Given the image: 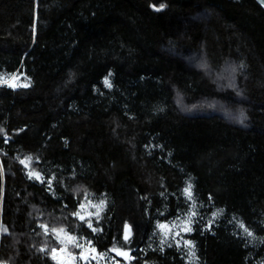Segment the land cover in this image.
<instances>
[{
  "label": "trees",
  "instance_id": "1",
  "mask_svg": "<svg viewBox=\"0 0 264 264\" xmlns=\"http://www.w3.org/2000/svg\"><path fill=\"white\" fill-rule=\"evenodd\" d=\"M0 78V264H58L51 249L64 245L41 225L89 237L123 264H182L145 245L157 207L169 196L175 210L188 175L201 200L261 237L250 248L223 225L195 234V264L264 259V9L255 0H0ZM151 141L170 164L148 151ZM43 168H53L54 188L29 176ZM103 197L92 228L74 215Z\"/></svg>",
  "mask_w": 264,
  "mask_h": 264
},
{
  "label": "rangeland",
  "instance_id": "2",
  "mask_svg": "<svg viewBox=\"0 0 264 264\" xmlns=\"http://www.w3.org/2000/svg\"><path fill=\"white\" fill-rule=\"evenodd\" d=\"M148 151L155 154L158 157V160L161 162H165L170 164V153L163 150L159 145H156L153 141H151L148 145ZM28 168V167H27ZM33 172L28 170V173ZM41 177V179H36L35 176L31 178L37 182L46 183L49 187L54 188V170L53 168H43L40 171H35ZM50 181V183H49ZM191 185V193L192 199L189 200L188 197L185 195V188L188 185ZM178 200L177 207L174 211H170L168 209L167 202L169 200V196L165 197L163 201L159 204L156 209L154 220L151 226V231L149 233L147 243L145 245L146 250L150 251H161L165 252L167 250L175 252L179 259L181 260L182 264H195L197 260V242L192 238L193 235H203L210 232H213L215 228L220 226H225L226 229L234 234L239 239H241L244 244L250 248L255 247L261 243V237L256 236H247L243 229L240 227V222L237 221L232 215L227 214L224 210H221L213 205L210 201H203L201 200L194 191V179L192 176L188 175L185 184L176 192L172 194ZM100 201H104L103 209L99 212V217L95 215H88L89 213H95L98 211L97 208L93 207V205H98ZM109 200L106 197L100 199H93L87 201L84 205V208H81L79 213L80 215L85 216V220H90L91 223L95 222L96 220L100 221V218L103 214L106 213L108 208ZM195 212L196 215L192 217L190 227V232L181 231L180 227H171L173 224L179 225L181 221H185L187 217L192 213ZM214 213H218V215H213ZM168 225L171 228L169 232L166 242L161 243L162 240L165 239L164 232L166 229H160L158 225ZM179 232V235L176 233ZM68 235L74 236L77 238L78 242L84 243L86 241H92L91 238L86 236L74 235L66 232ZM61 238L64 237V233H61ZM184 241H191L194 245V249H190L186 247ZM95 249L93 252L92 249ZM64 250V254L68 255L69 259L71 260V264H87L91 262L92 264H123L122 262L118 261L116 256L109 253L108 251L103 252L106 254L103 258L100 257L102 252H99L96 249L95 244L89 246L87 243H84L83 248L74 247L72 244H68L65 248L64 246L61 248ZM60 249V250H61ZM73 249L77 250L79 253L76 254ZM58 250V251H60ZM57 251V252H58ZM190 251L195 252V260L189 259ZM81 254L83 257L81 258ZM57 255V253H56ZM75 257V259L70 258ZM92 257H96L93 259ZM256 264H264V259L262 257H257L255 259Z\"/></svg>",
  "mask_w": 264,
  "mask_h": 264
},
{
  "label": "snow or ice",
  "instance_id": "3",
  "mask_svg": "<svg viewBox=\"0 0 264 264\" xmlns=\"http://www.w3.org/2000/svg\"><path fill=\"white\" fill-rule=\"evenodd\" d=\"M163 7V5H161V8ZM157 10H160V9H157ZM234 71V69H233ZM0 83H7V80L3 79V78H0ZM105 84L108 86V87H111V84L110 82L106 79L105 80ZM24 87H27L28 85L25 84L23 85ZM0 131H3V130H0ZM32 160L31 157H27L25 160H21L20 163L21 164H24L25 167H28V163H26V161L30 162ZM29 176L32 177V176H35L36 179H41L40 175L38 173H35V172H30L29 173ZM50 183V181H49ZM185 192V195L188 197L189 200L192 199V193H191V185L189 184L188 187L185 188L184 190ZM103 206H104V201H100V203L98 205H93V207L97 208L98 211L95 212V213H89L88 215H95L97 216V218L99 217V212L103 209ZM81 208H84V205H80ZM74 215H76L80 220H85V216L83 215H80L79 212L77 213H74ZM196 213L193 211L185 221H181V223L179 225L177 224H173L171 227H180L181 228V231H184V232H190L192 229L190 227V223H191V220H192V217L195 216ZM214 216L215 215H218V213H214L213 214ZM88 223V227L89 228H92V223L91 221H87ZM158 227L160 229H166V231L164 232V236H165V239L161 241V243H165L166 242V238L169 234V232L171 231V228L168 226V225H164V224H161V225H158ZM240 227L243 229L244 233L247 235V236H253V233L251 231L248 230L247 227H245L242 223L240 224ZM41 228L44 229L45 231V234H47L49 231H51L53 234H55V237L56 239L58 240V242L61 244V245H64V247L66 248L68 246V244H72L74 247H77V248H83L84 247V243H87L89 246H91V241H86L84 243H81V242H78L77 241V238L74 237V236H71V235H68L66 233V230L63 229V228H60V229H49L47 227V225H41ZM93 231H96V229H93ZM0 232H7V229L4 228L3 226H0ZM61 233H64V237L65 238H61ZM131 234V226L129 225H125V235H124V239L125 241H127L129 239V236ZM180 233L177 232L176 235H179ZM184 244L186 247H189L190 249H194V245L192 244L191 241H184ZM46 249L42 248L41 251H45ZM63 250V249H61ZM117 253V255H120V256H124L126 258H130L129 257V253L128 252H122L120 251L119 249H114ZM57 249L53 248L51 249V252L53 253V257L55 258V253H56ZM92 251L94 252L95 249L93 248ZM106 254L104 253H101L100 254V257L103 258V256H105ZM70 258L72 259H75V257H71ZM81 258H85L83 257V254H81ZM93 259H95L96 257H92ZM189 259L190 260H195V252L194 251H190L189 253Z\"/></svg>",
  "mask_w": 264,
  "mask_h": 264
},
{
  "label": "clouds",
  "instance_id": "4",
  "mask_svg": "<svg viewBox=\"0 0 264 264\" xmlns=\"http://www.w3.org/2000/svg\"><path fill=\"white\" fill-rule=\"evenodd\" d=\"M233 69H234V71H233ZM233 69H232V71L234 73L238 70L236 67H233ZM234 118H235L236 123L243 125L244 121L247 119V115H246L245 110L242 107H239L236 110V114H235Z\"/></svg>",
  "mask_w": 264,
  "mask_h": 264
},
{
  "label": "built area",
  "instance_id": "5",
  "mask_svg": "<svg viewBox=\"0 0 264 264\" xmlns=\"http://www.w3.org/2000/svg\"><path fill=\"white\" fill-rule=\"evenodd\" d=\"M91 245H93V241H91ZM55 260L58 264H71V260L69 259L68 255L64 254V250L57 252Z\"/></svg>",
  "mask_w": 264,
  "mask_h": 264
},
{
  "label": "water",
  "instance_id": "6",
  "mask_svg": "<svg viewBox=\"0 0 264 264\" xmlns=\"http://www.w3.org/2000/svg\"><path fill=\"white\" fill-rule=\"evenodd\" d=\"M255 1L264 9V0H255ZM125 225H129L130 226V224H125ZM125 225L123 227V239H124V235H125ZM132 234H133V230H132V227H131V234L129 236V239L131 238ZM126 259H128V258H126Z\"/></svg>",
  "mask_w": 264,
  "mask_h": 264
}]
</instances>
